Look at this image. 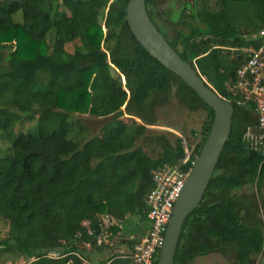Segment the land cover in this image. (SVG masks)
<instances>
[{
  "label": "trees",
  "instance_id": "trees-1",
  "mask_svg": "<svg viewBox=\"0 0 264 264\" xmlns=\"http://www.w3.org/2000/svg\"><path fill=\"white\" fill-rule=\"evenodd\" d=\"M127 2L62 0L65 11L57 0H0V134L8 142L0 148V220L7 223L0 264L31 258L25 264H65L66 258L42 256L77 250V233L97 251L107 249L94 245L83 223L93 229L100 212L123 222L133 215L144 221L151 173L182 162L187 153L186 171L203 145L212 111L134 40L124 20ZM167 2L179 3L178 9L162 10ZM144 5L168 45L233 109L228 139L200 203L183 222L173 264L211 254L232 264H254L260 257L264 264V228L254 194L235 193L254 188L264 209V160L243 139L254 126L250 104L237 106L227 92L244 60L239 49L255 46L248 37L264 29V0H145ZM17 11L20 24L13 21ZM26 21L34 23V31ZM171 99L184 110L204 113L200 131H190L185 147L178 136L169 140L149 130L158 123L155 110ZM78 109L108 118L84 142L70 136L76 125L71 115ZM123 115L138 122L121 124ZM16 123L33 127L14 137ZM138 241L129 240L128 250ZM127 263L110 257L103 264Z\"/></svg>",
  "mask_w": 264,
  "mask_h": 264
},
{
  "label": "built area",
  "instance_id": "built-area-1",
  "mask_svg": "<svg viewBox=\"0 0 264 264\" xmlns=\"http://www.w3.org/2000/svg\"><path fill=\"white\" fill-rule=\"evenodd\" d=\"M248 38L255 41L256 44L239 49L244 60L235 71L234 80L227 85V92L237 106L250 104L254 126L246 130L243 139L264 160V29L257 31ZM186 159L187 153L182 162L164 166L151 173L152 186L144 199L145 218L148 226L144 237L133 246L129 253L123 256L128 260L127 264H155L172 205L190 169L185 171L182 168L186 164ZM192 164L193 162L190 163V166ZM94 224L93 229L86 223H83V226L86 235L91 237L96 247L106 245L108 248H112L120 241L121 221L115 219L111 214L107 212L96 213ZM74 239L77 250L66 253H62L60 250H52L46 252L42 257L51 260L66 258L65 264H70V257L73 256L79 260L80 264H85V259L80 251H90L94 247H91L89 242L82 241L79 233L74 235ZM32 259L34 258L30 260Z\"/></svg>",
  "mask_w": 264,
  "mask_h": 264
},
{
  "label": "water",
  "instance_id": "water-1",
  "mask_svg": "<svg viewBox=\"0 0 264 264\" xmlns=\"http://www.w3.org/2000/svg\"><path fill=\"white\" fill-rule=\"evenodd\" d=\"M144 1L128 0L125 6L124 20L130 34L148 56L179 78L212 111L207 136L172 205L155 263L173 264L183 222L200 203L228 139L233 109L229 102L213 92L197 72L168 45L149 20Z\"/></svg>",
  "mask_w": 264,
  "mask_h": 264
},
{
  "label": "rangeland",
  "instance_id": "rangeland-1",
  "mask_svg": "<svg viewBox=\"0 0 264 264\" xmlns=\"http://www.w3.org/2000/svg\"><path fill=\"white\" fill-rule=\"evenodd\" d=\"M190 2L191 0H180ZM59 2L61 9L67 11L68 7H65L62 3V0H57ZM179 3L177 2H167L165 4L160 5L162 10L165 11H176L178 9ZM21 12L17 11L13 16V21L15 23H21ZM106 19V11H104L102 18H100V23L103 25ZM115 19V18H114ZM32 21H26V26L28 29L34 31L36 26L34 23L31 24ZM80 42L85 50L89 49V46L84 38V36L80 35ZM66 50L71 51L72 45H66ZM18 83V82H17ZM9 84V83H7ZM80 107V106H78ZM79 110V109H78ZM81 112H73L71 118L76 120V125L72 127L70 130L71 137L76 138V141H86L88 138L96 135L98 130L102 125L107 123L104 119L93 118L85 115L83 109L79 110ZM83 112V113H82ZM156 116L158 118V123L156 126L149 127L151 131L162 132L166 135L167 139L171 140L173 136H178L183 140V146L191 142L190 131L198 133L200 131V126L202 120L204 119V113L200 110L195 112H189L180 107L174 99H171L168 104L161 106L155 110ZM118 122L125 125L136 124L138 121L129 116L123 115L118 119ZM83 125L85 129L79 131V126ZM31 124L22 123L14 124L12 127V135L14 137H21L24 133L32 129ZM8 146V142L5 139L3 134H0V148L5 149ZM236 194H254V202L257 206V217L262 220L263 228H264V209L261 208L259 197L255 195L254 188L251 187H243L240 190L235 192ZM264 195V189L262 191ZM135 224V223H134ZM7 231V223L5 221L0 220V240L6 237ZM135 239V236H134ZM2 259H11L10 256H2ZM254 264H262L263 259L260 257H254ZM29 260L20 259L16 262H5L4 264H25ZM191 264H232V259L221 257L217 254H211L205 257L196 258Z\"/></svg>",
  "mask_w": 264,
  "mask_h": 264
},
{
  "label": "crops",
  "instance_id": "crops-1",
  "mask_svg": "<svg viewBox=\"0 0 264 264\" xmlns=\"http://www.w3.org/2000/svg\"><path fill=\"white\" fill-rule=\"evenodd\" d=\"M120 221V241L114 247L103 249L102 251H97L96 249H91L90 251L86 252L80 251L81 255L85 259V264H103L110 257L123 258V256H125L130 251L127 247L128 241L132 240V238L134 239V236L135 239H138L139 241L144 237L148 226L146 219L144 221H140L138 215H133L129 218L127 217L125 222L122 220Z\"/></svg>",
  "mask_w": 264,
  "mask_h": 264
}]
</instances>
